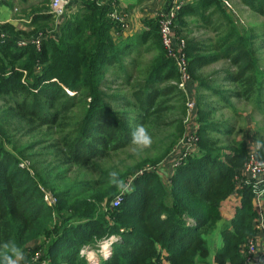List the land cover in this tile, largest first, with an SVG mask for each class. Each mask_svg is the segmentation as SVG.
I'll use <instances>...</instances> for the list:
<instances>
[{"label": "trees", "instance_id": "16d2710c", "mask_svg": "<svg viewBox=\"0 0 264 264\" xmlns=\"http://www.w3.org/2000/svg\"><path fill=\"white\" fill-rule=\"evenodd\" d=\"M226 2L264 19V0H195L172 18L173 39L183 41L186 85L202 92L192 98L193 150L167 179L158 165L188 132L189 96L162 45L160 14L132 38L110 15L122 12L115 0H80L59 24L45 11L28 23L0 24V246L17 245L24 264H207L205 236L221 220L222 203L237 193L240 205L221 225L213 264L246 263L256 233L254 197L241 181L248 150L245 141L226 139L232 127L216 113L235 110L231 98L260 105L264 21L239 25ZM193 29L210 35L197 37ZM21 38L26 43L19 46ZM143 44L157 51L149 61L139 59ZM219 61L220 69L204 71ZM138 125L152 143L127 163L121 154ZM255 154L264 159V141ZM113 172L132 185L130 194L109 182ZM119 194L121 204L111 207ZM113 236L108 255L81 254Z\"/></svg>", "mask_w": 264, "mask_h": 264}, {"label": "crops", "instance_id": "0c3cea01", "mask_svg": "<svg viewBox=\"0 0 264 264\" xmlns=\"http://www.w3.org/2000/svg\"><path fill=\"white\" fill-rule=\"evenodd\" d=\"M171 0H115V6L118 10H121L125 16L124 21L126 28L123 29V37L132 38L137 36L145 29V21L149 18L155 17L158 14H162L167 11ZM195 0H186V2H193ZM51 0H0V24L4 23H28L35 13L42 11L49 12ZM78 2L71 3L67 6V12L65 15H72L74 11L78 8ZM60 22V21H59ZM58 20L56 23H58ZM55 24V23H54ZM194 28L193 25H191ZM194 30V34L198 36L210 35L209 32H203V30ZM148 44L138 45L137 50L140 53V60L149 61L157 53L155 48L152 46L147 51L145 48ZM139 55V54H138ZM137 55V56H138ZM134 53H130L126 56L124 61L128 62ZM136 56V57H137ZM202 92V89L199 91L196 90L195 84H187V93L190 98L195 97V94ZM214 101L216 107L220 106L221 103L215 101L216 96L210 98ZM232 102V98H231ZM233 103V102H232ZM197 123L195 119H192L188 125V131L195 129ZM183 147L178 144L172 154L162 161L158 166V173L162 179H167L174 170L176 166L177 157L182 152ZM264 178V176H263ZM254 200V198H253ZM264 201V199H263ZM240 205V196L237 193H233L229 196L226 201L221 205L220 213L221 220L217 223L216 228L209 234L205 236L207 246L209 248L210 254L208 257L207 264H213V255L217 248L222 244L220 228L225 220H229L235 213L236 208ZM256 202L254 200V209ZM255 244L259 251L264 250V239L260 233H255ZM88 252V259L95 260L94 250H85ZM91 252V253H90ZM84 254V253H83ZM85 255V254H84Z\"/></svg>", "mask_w": 264, "mask_h": 264}, {"label": "built area", "instance_id": "2783aa9c", "mask_svg": "<svg viewBox=\"0 0 264 264\" xmlns=\"http://www.w3.org/2000/svg\"><path fill=\"white\" fill-rule=\"evenodd\" d=\"M80 0H51L49 12L53 14L55 17V21L58 22L62 20L66 15L67 6L71 3L78 2ZM186 0H171L170 5L164 13L160 14L159 21V34L161 38L162 45L164 46L167 55L176 61L178 66V70L180 73V82L179 86L185 90H187V81L188 75L185 70V60L183 54L180 52V45H182V40H174L172 36L171 26H172V18L174 17L177 9L182 3H185ZM226 4L232 9L231 4L226 2ZM112 18L121 22L122 29L126 28V24L124 21L125 16L122 12H118L116 9L110 14ZM2 37V34H0ZM34 42L37 43L38 40L34 39ZM25 39H19L18 45H25ZM187 107V116L185 119L186 124L195 119L194 117V100L189 97L186 101ZM196 142L195 129H192L187 132V134L181 138L179 144L183 147L182 152L177 157L175 165L179 163L181 159H183L188 153L193 150V145ZM254 151H247V159L242 165V176L241 181L245 184L249 185L256 202L255 211V229L256 233H260L264 239V160H259L254 156ZM44 200L52 205L55 202V199L46 191L44 192ZM123 200V196L121 194L117 195L110 203L111 207H117L121 204ZM255 236H252L246 244L245 254H246V263L245 264H264V250L259 251L255 244ZM111 239V238H110ZM107 241L105 246L107 247L106 251L104 248V252L101 255H107L109 252V245L111 241ZM109 241V242H108ZM104 245L99 246L102 249ZM99 248V250H100Z\"/></svg>", "mask_w": 264, "mask_h": 264}, {"label": "rangeland", "instance_id": "374dc122", "mask_svg": "<svg viewBox=\"0 0 264 264\" xmlns=\"http://www.w3.org/2000/svg\"><path fill=\"white\" fill-rule=\"evenodd\" d=\"M232 11L236 18V22L239 25L250 26L251 24H253L256 27L263 26L264 19L260 16L254 15L247 8L242 6L240 3L235 4V2H233ZM258 43L259 42L257 41L255 44ZM222 65H223L222 61H219L209 65L204 71L209 73L212 70L220 69ZM262 66L264 67V64ZM232 102L234 104L235 110H232L229 107H223L216 113V116L219 119H223L224 121H226L225 123L227 124L228 127H232V133L227 137L226 136L224 137H226V139L229 142L230 141L232 142V140L245 141L247 150L250 152L251 151L255 152L259 147L260 143L264 141V93L259 106L256 105L254 102L246 101L243 99H237V98H233ZM136 153H140V154H136ZM128 154L129 155L133 154V157H128L129 156ZM145 154L146 153L144 151V148L141 149L131 144L129 148L124 152V154H121V156L125 158L127 163H132L134 161H137L140 157H143ZM254 156L256 157V154H254ZM259 160H264V159H259ZM115 237L116 236L111 237L110 241L112 242V240H114ZM102 244L104 245L102 249L104 248L106 251H108L107 250L108 245L107 247L105 246V244H107V241L105 240L100 241L98 246H101ZM104 249L101 250L100 248L99 250V247L97 248V250L93 249L95 253V257H97V260L99 259L100 255L103 254ZM85 250L87 249L81 250V254L84 253L85 257L87 258L89 254ZM109 250H110V245H109Z\"/></svg>", "mask_w": 264, "mask_h": 264}, {"label": "clouds", "instance_id": "9594fccd", "mask_svg": "<svg viewBox=\"0 0 264 264\" xmlns=\"http://www.w3.org/2000/svg\"><path fill=\"white\" fill-rule=\"evenodd\" d=\"M131 143L138 148L151 146L152 137L144 125H138L131 134ZM109 182L115 185L121 194H130L134 189L131 184L119 178L115 172L109 174ZM26 255L24 251L14 243H5L0 246V264H24Z\"/></svg>", "mask_w": 264, "mask_h": 264}, {"label": "bare ground", "instance_id": "6f19581e", "mask_svg": "<svg viewBox=\"0 0 264 264\" xmlns=\"http://www.w3.org/2000/svg\"><path fill=\"white\" fill-rule=\"evenodd\" d=\"M91 253V252H90Z\"/></svg>", "mask_w": 264, "mask_h": 264}]
</instances>
